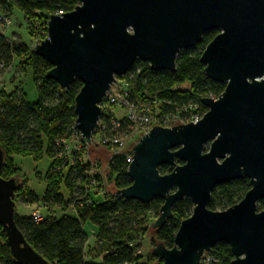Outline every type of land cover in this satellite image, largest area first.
Masks as SVG:
<instances>
[{"label": "water", "instance_id": "1", "mask_svg": "<svg viewBox=\"0 0 264 264\" xmlns=\"http://www.w3.org/2000/svg\"><path fill=\"white\" fill-rule=\"evenodd\" d=\"M76 1L72 12L50 16L48 37L32 51L52 67L46 80L64 91L82 85L75 98L76 129L88 145L100 105L118 78L137 62L174 73L180 53L219 32L200 62L224 92L201 100L207 112L197 124L155 126L139 138L128 168L132 185L116 195L141 204L160 199L153 230L172 219L177 202L194 205L174 248H153L155 264H200L219 244L229 246L232 264H264V210L258 209L264 200V0ZM5 163L0 147V228L11 258L16 264H50L16 225L14 198L21 184L1 176ZM164 166L172 172L162 175ZM239 180L251 185L243 200L225 211L210 210L213 191Z\"/></svg>", "mask_w": 264, "mask_h": 264}, {"label": "trees", "instance_id": "2", "mask_svg": "<svg viewBox=\"0 0 264 264\" xmlns=\"http://www.w3.org/2000/svg\"><path fill=\"white\" fill-rule=\"evenodd\" d=\"M78 5L76 0H0V12L7 13L13 7L18 8L25 17L49 21L51 15L72 12ZM1 24V22H0ZM219 34L218 31L207 33L201 44L195 49L179 54L176 62V72H153L148 64L137 62L125 78L131 91L142 101L162 103L164 113H177L187 110L205 114L207 110L201 100L209 97L218 99L225 86L209 80L205 75V66L200 62L207 45ZM28 54L25 46L12 45L0 30V73L10 68L16 59H22ZM29 60L34 71V83L38 90L39 101L29 104L17 100L15 94L0 95V147L6 154V163L1 176L4 179H17L21 186L16 192L14 201L23 203H38L32 194H22L26 183L23 173L9 164L10 157H35L40 159L43 142L46 141V155L52 160V166L45 177V206H64L60 193L61 185L69 193V204L76 209L75 216H63L45 219L35 223L32 217L15 216L18 229L22 232L32 248L50 264H137L140 260L137 250L139 240L145 236L146 228L143 219L150 214L159 217L163 202L156 199L149 204L127 201L113 197L119 190L132 185L128 176L129 165L124 158H115L109 165L110 174L114 178L115 191L103 202H95L91 194L83 202L78 201L87 195L85 187L89 183L87 173L89 165H82L77 159L71 166L56 171L54 162L62 153L57 147L60 140L69 141L76 133L75 98L82 85L75 83L67 91L51 80H46L47 72L52 68L46 61L30 51ZM189 85V89L183 86ZM26 98V97H25ZM177 165H182L177 162ZM162 175L172 172L166 166L159 169ZM23 175V176H22ZM251 189L249 180H239L218 186L212 193L209 209L225 211L243 200ZM92 200L91 204L85 202ZM83 203V206H80ZM194 205L189 199L177 202L173 208V217L163 227L155 230V243H163L166 248H174V239L181 223L188 219ZM259 211L264 210V200L258 205ZM94 229V236L102 251L99 262L86 260V246L89 241V229ZM1 230L0 264H16L11 258L6 243V234ZM213 264H232L233 256L229 246L219 244L212 252Z\"/></svg>", "mask_w": 264, "mask_h": 264}, {"label": "rangeland", "instance_id": "3", "mask_svg": "<svg viewBox=\"0 0 264 264\" xmlns=\"http://www.w3.org/2000/svg\"><path fill=\"white\" fill-rule=\"evenodd\" d=\"M0 30L9 40L12 45L25 46L28 49V54L22 59H16L13 65L8 68L5 72L0 73V95L2 91L6 94H15L17 100L26 101L33 105L39 101V95L37 87L34 83V71L29 60L30 51L37 44L44 41L47 35V24L48 22L44 19H31L24 16V14L16 7H13L10 12H0ZM118 82L114 86V94L123 88V78H118ZM185 89H189V85L183 86ZM26 97V98H25ZM158 110H156V113ZM112 115L117 118H121L125 115L123 110L114 109ZM178 125V124H177ZM164 125L160 121L154 122L150 127ZM145 131H137L134 134V141H137L141 136L145 135ZM100 137V136H99ZM95 137V141L88 145L80 135H73L67 142V145L71 146L72 158L77 159L82 165H89L94 171L90 174V180L96 178V185L91 191V198L95 202H103L104 199L115 191L114 178L110 174L109 161H110V150L105 149L99 145L100 138ZM129 144L131 148L132 144ZM47 144L44 140L43 150L40 159L37 160L35 157H21L12 155L10 157L9 164H13L14 168L19 169L26 180L22 194L32 193L37 199L38 203H23L22 200L17 201L16 212L17 215L27 218L31 217L34 211L40 212L45 219L56 218L60 220L63 216H75L77 209L69 204L70 196L65 187V181L61 185L60 193L63 196L64 206H45L42 202L46 193L45 177L50 167L52 166V160L46 155ZM75 155V156H74ZM56 163V171L68 169L71 164L70 159L67 160L64 157H58L54 160ZM169 169L171 167H168ZM169 174V173H168ZM22 175V176H23ZM99 193V194H98ZM158 217L155 214L147 215L143 219V225L140 228H146L145 236L141 237L138 244L139 249L137 250L140 260L137 264H155L158 262L156 258L152 256V250L156 246L155 243V230L152 229L153 224ZM89 241L86 246V260L99 262L102 259V251L99 249L98 243L94 236V229H89ZM1 230H0V240Z\"/></svg>", "mask_w": 264, "mask_h": 264}, {"label": "built area", "instance_id": "4", "mask_svg": "<svg viewBox=\"0 0 264 264\" xmlns=\"http://www.w3.org/2000/svg\"><path fill=\"white\" fill-rule=\"evenodd\" d=\"M62 14L63 12L59 13L58 15ZM127 75L123 77L124 86L118 92V94L115 95L113 92L114 86L118 82L117 80L112 85L111 90L107 93L103 103L100 105L102 109V116L98 123V127L95 130V133L93 134L92 142L95 141L96 135L97 137L100 136L99 145L105 149L110 150L109 165L115 158H124L126 164L130 166L133 158L132 150L139 140L137 139V141H134L135 138L133 136L135 132L142 130L145 131L146 134H148L153 128L150 126L154 122L160 121L164 125V128H172L177 124H197L199 121L202 120L204 116V114L195 111V109L197 108H194V110L191 112H188L185 109L183 110V112H181L180 110L174 114L164 113L161 110L162 103L160 101H142L135 95L134 92L131 91V87L128 81L125 80ZM114 109L123 110L125 115L121 118L114 117L112 115ZM156 110H158L157 113ZM76 131L77 132L73 133V135L81 136L77 129ZM133 141L134 143L132 144L131 148H129V144ZM67 142L68 141H65L64 139L57 142V147L62 151L59 157H64L65 159H70L71 161L73 153L71 146L67 145ZM93 171L94 170L91 168L90 171L87 173L89 182L85 187L87 195H85L83 198H79L78 201L83 202L84 199L91 194V191L95 187L97 182L95 180L96 178H92L91 180L89 179L90 174ZM113 197L118 196L116 194H113ZM91 202L92 200L89 199V201L85 203L86 205H89L91 204ZM80 206H83V203ZM31 217L35 223H42L44 221V217L42 216V214L37 211H34L31 214ZM213 262V256L211 255V253H208L204 255L200 264H213Z\"/></svg>", "mask_w": 264, "mask_h": 264}]
</instances>
